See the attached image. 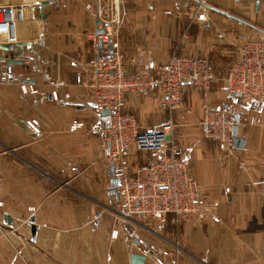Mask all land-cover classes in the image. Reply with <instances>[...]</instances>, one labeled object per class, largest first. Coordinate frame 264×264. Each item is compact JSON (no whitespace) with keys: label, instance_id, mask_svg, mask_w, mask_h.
I'll use <instances>...</instances> for the list:
<instances>
[{"label":"crops","instance_id":"1","mask_svg":"<svg viewBox=\"0 0 264 264\" xmlns=\"http://www.w3.org/2000/svg\"><path fill=\"white\" fill-rule=\"evenodd\" d=\"M191 2L121 0L119 50L126 69H150L174 53L187 29L186 51L212 61L214 80L205 95L187 85L183 89L176 141L202 190L219 205L211 219L168 222L161 237L139 227L135 231L169 252L158 254L165 264H264V99L239 108L242 149H219L201 137L198 125L204 105L235 100L224 76L242 39L264 36V0H207L206 21L187 11ZM61 5L56 30L43 44L17 43L12 51L18 56L0 49V264H132L130 255L140 253L125 236L133 227L121 222L109 187L111 168L101 156L107 119L94 114L90 90L82 83L95 54L89 35L95 32L96 0ZM46 17L49 28L50 13ZM23 25L19 42L27 43ZM19 55L23 64L5 62ZM24 81L38 93H21ZM158 105L157 91L126 94V109L143 127L162 119ZM30 118L40 121L37 135L25 124ZM73 120L84 126L70 131ZM74 166L77 171H71ZM114 228L119 232L112 239ZM144 264L159 263L147 256Z\"/></svg>","mask_w":264,"mask_h":264},{"label":"built area","instance_id":"2","mask_svg":"<svg viewBox=\"0 0 264 264\" xmlns=\"http://www.w3.org/2000/svg\"><path fill=\"white\" fill-rule=\"evenodd\" d=\"M34 5L39 2L18 4L0 0V43L11 46L19 43L18 25L25 20L27 7ZM206 8L207 0H194L190 6L194 19L206 21ZM95 13L103 33L89 35L95 54L87 62L89 72L83 76L82 83L90 90L94 114L109 111L105 115L101 156L118 181L113 186L115 207L121 222L133 227L125 236L129 247L165 264L158 254L168 256L169 252L151 246L136 233L135 227L161 237L168 222L179 225L191 219H211L219 205L202 190L175 134L176 118L184 111L185 85L205 95L214 80V65L207 57L186 51L189 33L185 29L176 50L166 60L150 69L139 66L130 71L125 68L119 50V30L125 13L119 0H96ZM42 41L33 29L27 43L37 46ZM224 82L235 100L216 107L204 105L198 122L202 137L215 141L221 150L232 148L233 126L241 122L239 119L236 123L239 108H248L255 99H264V36L244 39ZM19 89L23 94L38 93V88L27 81L20 82ZM152 91L159 95L158 107L163 117L158 123L143 127L137 116L126 109V94L146 96ZM51 96L57 99L55 90ZM247 121L253 123L254 118ZM25 124L33 134L40 133L37 118L27 119ZM83 126L84 122L73 120L69 129L76 131ZM77 170L76 166L71 167V171ZM118 232L117 228L112 229L110 238H116Z\"/></svg>","mask_w":264,"mask_h":264},{"label":"rangeland","instance_id":"3","mask_svg":"<svg viewBox=\"0 0 264 264\" xmlns=\"http://www.w3.org/2000/svg\"><path fill=\"white\" fill-rule=\"evenodd\" d=\"M3 1L8 2V3H18V4L19 3H29V2L33 3V2H35V0H3ZM36 1L39 2V5L29 6L27 9L28 17H27V20L25 21V24L23 25L24 31L26 33V37L30 38L31 37V31H33V29H34V31L36 30V32H38V34L40 35V37H42L44 39V41H47L48 35H50L51 32H54L56 30L55 29L57 27L56 17L58 16V12L60 13V11H61V7H62L61 2L63 0H41V1L36 0ZM119 3L121 5V0H119ZM192 4H194V0H193V2H191L187 6V11L190 13H192L190 10V6ZM121 7H122V5H121ZM30 11H31V14H30ZM48 13H50V17H48V19L50 21L49 22V28H48L47 17H46ZM207 19H208V17L206 16V20ZM20 26H18V27H20ZM260 34L261 33H254V34H251L248 36L249 37L261 36ZM248 36H245L242 39V41ZM44 41H42V44ZM27 51L33 52V50L31 48H28ZM4 54H5V51H4ZM25 59H27V57H25ZM177 133H180L178 129H176L175 134H177ZM177 136H178V134H177ZM201 137H202V135H201Z\"/></svg>","mask_w":264,"mask_h":264},{"label":"water","instance_id":"4","mask_svg":"<svg viewBox=\"0 0 264 264\" xmlns=\"http://www.w3.org/2000/svg\"><path fill=\"white\" fill-rule=\"evenodd\" d=\"M100 22L101 21L99 19H97L96 22H95V32L97 34L103 33V28L99 27ZM99 44H101L100 41H99ZM18 45H20V46L29 45V43L19 42ZM0 49L5 51V52L6 51L10 52L11 54H15V52H16L15 55L18 56V51L17 50L16 51H12L14 49L9 44L0 43ZM19 57H20V55H19ZM5 62L7 64H9V65H12V64H23L24 61L21 58H13V56H12V59H7ZM108 113H109V111L105 110L101 114L102 115H107ZM238 120H239V117H238V115H236V123L238 122ZM232 135H233V137H232V146L235 147V148L242 149L244 147V144H245V139L237 134V124H235L233 126ZM110 176H111V178H110V185H111L110 190L114 191V187L113 186L116 185L118 181H117V179H115L112 176V168L110 169ZM145 258L146 257L144 255L138 254V253H133V254L130 255V261H131L132 264H144Z\"/></svg>","mask_w":264,"mask_h":264},{"label":"bare ground","instance_id":"5","mask_svg":"<svg viewBox=\"0 0 264 264\" xmlns=\"http://www.w3.org/2000/svg\"><path fill=\"white\" fill-rule=\"evenodd\" d=\"M25 21H26V18H25V20L22 22V24H21V22H20L18 26L23 25V24L25 23ZM18 36H19V27H18Z\"/></svg>","mask_w":264,"mask_h":264}]
</instances>
